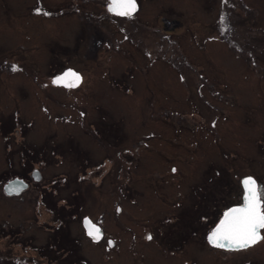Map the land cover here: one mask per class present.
Returning a JSON list of instances; mask_svg holds the SVG:
<instances>
[{
	"label": "rangeland",
	"instance_id": "374dc122",
	"mask_svg": "<svg viewBox=\"0 0 264 264\" xmlns=\"http://www.w3.org/2000/svg\"><path fill=\"white\" fill-rule=\"evenodd\" d=\"M137 1L0 0V264H264L206 240L264 190V0Z\"/></svg>",
	"mask_w": 264,
	"mask_h": 264
},
{
	"label": "snow or ice",
	"instance_id": "6c2138e0",
	"mask_svg": "<svg viewBox=\"0 0 264 264\" xmlns=\"http://www.w3.org/2000/svg\"><path fill=\"white\" fill-rule=\"evenodd\" d=\"M109 11L130 17L137 11L136 0H112ZM13 70H16L15 66ZM81 79L78 73L68 70L53 83L76 87ZM173 171L175 172L176 169ZM262 230H264V190L254 178L246 177L242 180L241 203L223 213V219L210 232L207 239L212 245L221 249L242 250L264 240V235H261ZM89 235L96 240L101 238L99 229L95 232L90 231ZM148 239H151V236Z\"/></svg>",
	"mask_w": 264,
	"mask_h": 264
},
{
	"label": "water",
	"instance_id": "95a60500",
	"mask_svg": "<svg viewBox=\"0 0 264 264\" xmlns=\"http://www.w3.org/2000/svg\"><path fill=\"white\" fill-rule=\"evenodd\" d=\"M111 3H112V0H110V4L108 5V10H109V7H110V5H111ZM137 4V3H136ZM138 7V6H137ZM111 13H115V12H112V11H110ZM68 70H72V71H74V72H76V73H78L77 71H75L74 69H71V68H67V69H65V70H63L61 73H57V74H55L53 77H52V84L54 85V86H65L64 84H56V83H53V81L54 80H56L58 77H60V76H62L66 71H68ZM80 76H81V74L80 73H78ZM81 78H82V76H81ZM82 80V79H81ZM81 83V82H80ZM79 83V84H80ZM78 84V85H79ZM65 87H67V86H65ZM33 177H34V179L35 180H38L40 177H39V175H38V172H37V170H35L34 172H33ZM246 177H252V176H245V177H243L242 178V180L244 179V178H246ZM252 178H254V177H252ZM255 179V178H254ZM242 180H241V185H242ZM256 180V179H255ZM257 181V180H256ZM258 183V182H257ZM259 185V184H258ZM27 188V183L25 182V181H23L22 179H20V178H14V179H12V180H10V181H8L5 185H4V191H5V193L6 194H19L21 191H23L24 189H26ZM235 206H238V205H235ZM233 207V206H232ZM229 209V208H228ZM227 209V210H228ZM226 210V211H227ZM221 219H223V214H222V216H221V218L218 220V222L215 224V226L210 230V232L219 224V222H220V220ZM81 224H82V227H83V229H84V231H85V234H86V236L87 237H89L92 241H99L101 238H102V236H103V230H102V228L98 225V224H96V223H94L88 216H85V217H83L82 218V220H81ZM96 229H99V235H100V239L99 240H96V239H94V237L92 236V235H89V232L90 231H92V232H95V230ZM210 232L207 234V237H208V235L210 234ZM207 241H208V239H207ZM108 247H112L113 245H114V242L112 241V240H108ZM208 243L210 244V246H213V247H215L214 245H212L209 241H208ZM218 248V247H217ZM221 249V248H220ZM225 250H230V249H227V248H224Z\"/></svg>",
	"mask_w": 264,
	"mask_h": 264
},
{
	"label": "flooded vegetation",
	"instance_id": "af4514ba",
	"mask_svg": "<svg viewBox=\"0 0 264 264\" xmlns=\"http://www.w3.org/2000/svg\"><path fill=\"white\" fill-rule=\"evenodd\" d=\"M104 3H105V8H106V11L108 12V15H110V16H117V17H120V18H126V19H128V18H130L129 16H120V15H118V14H116V13H111L109 10H108V5L110 4V0H104ZM136 3H137V11L135 12V13H133V15L132 16H134L137 12H138V10H139V4H138V1L136 0ZM75 10H77V8L75 9ZM61 11V10H60ZM57 12V11H56ZM47 13V15L45 16V17H56L55 15L57 14H52L53 12H50V11H48V12H46ZM58 15H60V14H58ZM67 69V68H66ZM72 69V68H71ZM81 84V83H80ZM60 87H63V88H67V89H73V87H65V86H60ZM131 160V158L130 157H127L126 158V156H124L123 157V161L125 162V161H127V160ZM174 168H172L171 170H173ZM35 170H37V169H32V171H31V176H32V178H34L33 177V172L35 171ZM37 172H38V175H39V177L41 176L40 175V173H39V171L37 170ZM245 177V176H244ZM14 178H20V179H22L23 181H25L26 183H27V188L29 187V184H28V182H27V179H25V177H23V176H19V177H14ZM242 180V179H241ZM241 180H240V186H241V190H242V185H241ZM6 184V183H5ZM4 184V185H5ZM4 185H3V187H2V190H3V192H4V194H6L5 193V191H4ZM260 185V184H259ZM26 188V189H27ZM261 189H262V187H261ZM25 190V189H24ZM21 193V192H20ZM6 195H10V194H6ZM11 195H17V194H11ZM238 196V199H237V201L235 202V203H231V204H229L227 207H226V209L222 212V214L228 209V208H230V207H232V206H235V205H239L240 203H241V193L240 194H238L237 195ZM222 214L220 215V217L217 219V221H216V223L218 222V220L221 218V216H222ZM215 223V224H216ZM215 224H214V226H215ZM213 226V227H214ZM212 227V228H213ZM211 228V229H212ZM103 230V229H102ZM263 231V230H262ZM262 231H261V235H263L262 234ZM85 232V231H84ZM210 232V230L207 232V234ZM207 234H206V240H207ZM148 236H149V234H148ZM103 237H104V231H103V236H102V238L100 239V240H102L103 239ZM89 238V237H88ZM90 239V238H89ZM99 240V241H100ZM108 240H112V239H110V238H108L107 239V242H108ZM113 241V240H112ZM263 240H261L260 242H262ZM114 242V241H113ZM208 242V241H207ZM259 242V243H260ZM108 244V243H107ZM209 244V243H208ZM114 245H115V242H114ZM113 245V246H114ZM210 245V244H209ZM258 245V243L256 244V245H254V246H251V247H249V248H252V247H255V246H257ZM213 247V246H212ZM213 248H217V247H213ZM249 248H247V249H249ZM220 249V248H219ZM247 249H242V250H247ZM222 250H225V249H222ZM242 250H226V251H242Z\"/></svg>",
	"mask_w": 264,
	"mask_h": 264
},
{
	"label": "trees",
	"instance_id": "16d2710c",
	"mask_svg": "<svg viewBox=\"0 0 264 264\" xmlns=\"http://www.w3.org/2000/svg\"><path fill=\"white\" fill-rule=\"evenodd\" d=\"M12 179H14V178H12ZM12 179H10V180H12ZM10 180H8V181H10ZM8 181H7V182H8ZM7 182H6V183H7Z\"/></svg>",
	"mask_w": 264,
	"mask_h": 264
}]
</instances>
